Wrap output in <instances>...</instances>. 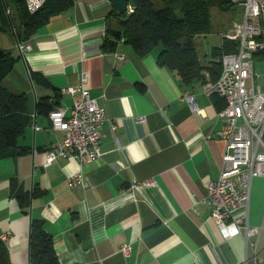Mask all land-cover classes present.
<instances>
[{"label": "crops", "instance_id": "1", "mask_svg": "<svg viewBox=\"0 0 264 264\" xmlns=\"http://www.w3.org/2000/svg\"><path fill=\"white\" fill-rule=\"evenodd\" d=\"M112 6L111 0H75L27 39L23 53L9 32H0V47L18 56L3 83L26 94L31 116L18 142L25 150L0 157V233H6L11 263L30 264L31 220L37 218L64 264H259L264 176L252 178L247 209L258 234L245 237L242 229L227 238L210 217L205 184L220 172L224 140L217 136V113L225 104L202 92L212 74L206 70L185 83L158 63V50L140 55L121 38L113 50H102L114 23L107 17ZM210 32L218 34V23ZM209 33L196 42L206 62L221 43ZM29 70L41 72L61 94L57 106L68 109L80 94L62 89L86 74L85 88L107 114L96 159L59 156L46 164L63 132L51 127L49 112L36 109L38 97L52 91L34 84ZM75 172L82 181L70 185ZM124 243L131 244L129 254Z\"/></svg>", "mask_w": 264, "mask_h": 264}, {"label": "built area", "instance_id": "2", "mask_svg": "<svg viewBox=\"0 0 264 264\" xmlns=\"http://www.w3.org/2000/svg\"><path fill=\"white\" fill-rule=\"evenodd\" d=\"M24 1L27 10L35 12L46 0ZM230 1L243 8L242 20L235 22L232 34H227L237 40L236 49L221 56L219 76L202 85L204 94L225 100L217 113L222 121L217 136L224 140L221 168L218 177L209 179L205 187L210 217L227 238L242 229L245 237L259 233L260 226L248 224L247 209L252 178L264 176V90L255 84L254 69V53L264 51V0ZM132 9L128 3L126 11ZM15 44L21 53L30 47L27 41H15ZM80 78L78 84L62 89L80 94L70 108L57 106L49 111L51 127L61 130L63 138L47 151L46 164L59 156H71L87 163L100 154L101 127L107 114L85 88L86 74L81 73ZM186 97L193 102L192 95ZM194 109L200 110L197 106ZM68 180L70 185L81 182L82 175L75 172ZM0 238L6 239V233H0ZM121 247L125 254L131 251L130 243ZM259 264H264V255Z\"/></svg>", "mask_w": 264, "mask_h": 264}, {"label": "trees", "instance_id": "3", "mask_svg": "<svg viewBox=\"0 0 264 264\" xmlns=\"http://www.w3.org/2000/svg\"><path fill=\"white\" fill-rule=\"evenodd\" d=\"M129 0L131 11H118L114 4L107 17L108 23L101 48L113 50L116 39L123 38L134 50L145 55L156 50L157 61L179 75L185 83L201 79L208 71L215 80L222 69L221 56L236 49L237 40L224 34L221 43L211 48V60L204 61L199 54L197 38L214 29L213 7L228 11L230 0ZM75 0H46L35 12H29L24 0H0V32L9 30L14 40L25 42L38 29L48 23L51 16L73 5ZM179 10V15L176 13ZM264 58V51L254 53V59ZM18 56L4 49L0 54V157L16 155L25 149L19 147V137L31 121L25 93L7 88L3 80L12 71ZM32 82L50 88L52 93L39 96L36 109L47 113L55 108L61 94L41 72L29 70ZM28 200H21V205ZM28 257L30 264H64L60 261L51 234L46 231L43 220H31ZM0 264H12L4 239L0 238Z\"/></svg>", "mask_w": 264, "mask_h": 264}, {"label": "rangeland", "instance_id": "4", "mask_svg": "<svg viewBox=\"0 0 264 264\" xmlns=\"http://www.w3.org/2000/svg\"><path fill=\"white\" fill-rule=\"evenodd\" d=\"M155 1L157 4H160L159 0H155ZM175 11L179 15V10L176 9ZM242 18H243V8L239 5L233 6L228 11H221V10L213 7L212 23L213 24L218 23V34L215 35V34H213V32H210L208 34V36L210 38H215L218 35V43H219L220 38L223 36V34L227 38H231L228 35L232 34L234 32L233 26H234L235 22H240L242 20ZM9 32H11V30H9ZM197 39L200 40L201 38L198 37ZM4 42L2 41V35H0V44L1 43L3 44ZM158 49H159V46L157 47L156 50H158ZM254 67H255V73H256L255 84L260 85L261 88L264 90V59H255Z\"/></svg>", "mask_w": 264, "mask_h": 264}, {"label": "water", "instance_id": "5", "mask_svg": "<svg viewBox=\"0 0 264 264\" xmlns=\"http://www.w3.org/2000/svg\"><path fill=\"white\" fill-rule=\"evenodd\" d=\"M112 3L114 4L115 8L118 10V11H126L127 10V5L129 3V0H111ZM8 35L11 37V38H14V33L13 31L9 32ZM4 53V49L0 47V54H3Z\"/></svg>", "mask_w": 264, "mask_h": 264}, {"label": "flooded vegetation", "instance_id": "6", "mask_svg": "<svg viewBox=\"0 0 264 264\" xmlns=\"http://www.w3.org/2000/svg\"><path fill=\"white\" fill-rule=\"evenodd\" d=\"M130 4V3H129ZM15 42V41H14Z\"/></svg>", "mask_w": 264, "mask_h": 264}]
</instances>
